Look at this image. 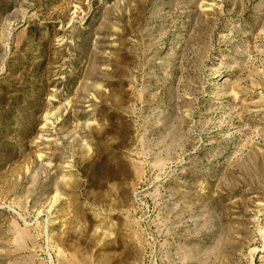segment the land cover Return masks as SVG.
Here are the masks:
<instances>
[{
	"label": "rangeland",
	"instance_id": "obj_1",
	"mask_svg": "<svg viewBox=\"0 0 264 264\" xmlns=\"http://www.w3.org/2000/svg\"><path fill=\"white\" fill-rule=\"evenodd\" d=\"M0 264H264V0H0Z\"/></svg>",
	"mask_w": 264,
	"mask_h": 264
}]
</instances>
